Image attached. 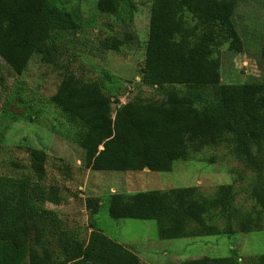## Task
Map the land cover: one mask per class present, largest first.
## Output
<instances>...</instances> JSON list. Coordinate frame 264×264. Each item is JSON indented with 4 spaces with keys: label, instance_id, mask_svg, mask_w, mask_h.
Here are the masks:
<instances>
[{
    "label": "trees",
    "instance_id": "16d2710c",
    "mask_svg": "<svg viewBox=\"0 0 264 264\" xmlns=\"http://www.w3.org/2000/svg\"><path fill=\"white\" fill-rule=\"evenodd\" d=\"M163 1L170 12L173 6L185 26L163 36L160 53L163 57L169 48V53L177 50L186 82L175 84L164 76L154 88L155 97L143 99L137 94L119 104L113 117L108 99L114 96L117 101L118 86L109 95L106 90L110 88L104 83L118 85L115 75L103 70L100 80H87L66 72L50 100L76 127L85 168L142 171L147 166L151 171H171L176 161L226 142L258 175L252 188L258 211H242L228 183L217 185L210 195L198 186L113 192L105 197L112 217L156 220L160 238L231 236L238 230H260L264 81L222 82L218 54L224 44L236 53L243 50L244 40L235 21L240 0ZM95 4L100 13L120 19L124 13L130 17L134 9L132 0H95ZM180 11L184 13L179 15ZM73 13L77 19L55 0H0V59L11 74H22L35 56L52 63L61 53L65 34L76 36L83 28L81 17ZM124 42L107 37L101 48L117 51ZM261 53L264 57V40ZM28 152L29 165L14 162L26 170L9 184L11 193L13 186L19 191V199L6 196L4 187L10 181L0 177V183L4 180L0 184V264H142L132 248L109 237L97 222H92L85 240L79 229L68 226L57 211L48 208L47 202H63L61 187L47 182L46 149L32 145ZM87 201L96 209L102 197ZM180 264H241V258L202 256ZM244 264H264V253Z\"/></svg>",
    "mask_w": 264,
    "mask_h": 264
},
{
    "label": "rangeland",
    "instance_id": "374dc122",
    "mask_svg": "<svg viewBox=\"0 0 264 264\" xmlns=\"http://www.w3.org/2000/svg\"><path fill=\"white\" fill-rule=\"evenodd\" d=\"M55 1L76 19L73 12L78 14L83 22L78 35L65 34L60 55L52 63L35 56L20 75L11 74L0 59V177L10 181L4 187L8 190L6 196L19 199V191L13 186L11 193L9 184L15 182L11 178H19L26 169L14 162L29 165L28 147L37 145L48 153L47 182L60 186L64 198L61 204L47 202L46 206L57 211L68 226L79 229L85 240L92 230V222H97L109 237L132 248L142 264H180L185 259L231 255L240 257L244 264L264 253V212L260 230L247 233L238 230L231 236L181 238H160L157 221L153 219L111 216L105 197L113 192L198 186L210 195L217 185L228 183L232 184L235 203L242 211H258L260 208L252 197L258 175L237 158L226 142L206 146L194 152L190 159L176 161L171 171L85 168L84 150L77 142L76 127L50 100L65 73L72 72L87 80H100L103 70L115 75L118 85L104 83L110 88L106 90L109 95L115 90L114 86H118L117 101L114 96L108 99L115 117L117 106L137 94L143 99L155 97L154 88L162 77L166 76L175 84L187 81L177 50L169 53V48L163 57L160 53L165 44L163 36L179 28L184 30L185 25L182 18H177L173 6L170 12V6L163 0H132V15L124 13L121 19L100 13L95 0ZM182 13L180 11L179 15ZM235 21L244 46L239 53L231 51L228 44L218 49L222 82L264 81L261 53L264 0H240ZM113 36L125 41L121 48L103 50L101 42ZM172 70L178 73L176 77ZM0 184H4V180ZM88 197H102L100 206L89 207Z\"/></svg>",
    "mask_w": 264,
    "mask_h": 264
},
{
    "label": "water",
    "instance_id": "95a60500",
    "mask_svg": "<svg viewBox=\"0 0 264 264\" xmlns=\"http://www.w3.org/2000/svg\"><path fill=\"white\" fill-rule=\"evenodd\" d=\"M102 148H103V147H102ZM144 169H147V170H149V167H147V166H146Z\"/></svg>",
    "mask_w": 264,
    "mask_h": 264
}]
</instances>
